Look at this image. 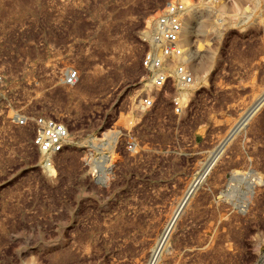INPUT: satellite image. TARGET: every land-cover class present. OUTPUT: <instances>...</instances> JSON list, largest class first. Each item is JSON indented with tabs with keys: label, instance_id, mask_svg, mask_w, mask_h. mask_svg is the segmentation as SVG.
Listing matches in <instances>:
<instances>
[{
	"label": "rangeland",
	"instance_id": "rangeland-1",
	"mask_svg": "<svg viewBox=\"0 0 264 264\" xmlns=\"http://www.w3.org/2000/svg\"><path fill=\"white\" fill-rule=\"evenodd\" d=\"M169 1L0 0V264H151L169 223L154 264H264V100L229 138L264 97V0H182L196 85L179 116L173 89L138 108ZM29 115L68 129L54 169L13 122Z\"/></svg>",
	"mask_w": 264,
	"mask_h": 264
},
{
	"label": "built area",
	"instance_id": "built-area-1",
	"mask_svg": "<svg viewBox=\"0 0 264 264\" xmlns=\"http://www.w3.org/2000/svg\"><path fill=\"white\" fill-rule=\"evenodd\" d=\"M187 16V7L182 0H172L158 11L149 31V48L141 60L145 71L146 92L139 100L138 108L149 111L155 107L160 93L173 89L170 95L172 113L179 116L183 112L184 93L196 85L193 70L192 42L185 40L183 24ZM195 59V58H194ZM79 75L76 70L67 71L62 82L66 87L77 84ZM4 78L0 73V84ZM17 127L32 131L30 146L41 157V167L54 169V158L63 152L69 143V132L60 120L44 115L19 116L14 121ZM128 142L127 150L131 151ZM91 151L88 170L94 182L100 183L106 177L105 160L98 147ZM100 151V152H97Z\"/></svg>",
	"mask_w": 264,
	"mask_h": 264
},
{
	"label": "bare ground",
	"instance_id": "bare-ground-1",
	"mask_svg": "<svg viewBox=\"0 0 264 264\" xmlns=\"http://www.w3.org/2000/svg\"><path fill=\"white\" fill-rule=\"evenodd\" d=\"M183 35H184V31H183ZM185 38V37H184ZM186 40V39H185ZM189 43L190 41V37L188 40ZM192 54V52H191ZM264 100V97H262L261 99H259L250 110H248V112L244 115V117L241 119V121L238 123V125L235 127L234 130H232V132L230 133V137H232L238 130L241 129V127L248 121V119L252 116V114L254 113V111L256 110V108L259 106V104ZM223 145L221 144L218 149L211 155L210 159L208 160V162L205 164L204 168L202 169V171L200 172L198 178L194 181V183L191 185V187L189 188L188 192L186 193V196L184 197V199L182 200L179 208L177 209L176 213H175V217L179 214V212L181 211V209L185 206L186 202L188 201L189 197L191 196L192 192L194 191V189L196 188L197 184L200 182V180L202 179L203 175L205 174V172L212 166V164H214L215 160L218 158L221 149H222ZM173 222V221H172ZM172 224V223H171ZM169 223L168 227L166 228L165 232L163 233L164 235L162 236L161 240L159 241V244L153 254V259H152V263L154 264V262L156 261V259L158 258L164 243L171 231V225Z\"/></svg>",
	"mask_w": 264,
	"mask_h": 264
}]
</instances>
